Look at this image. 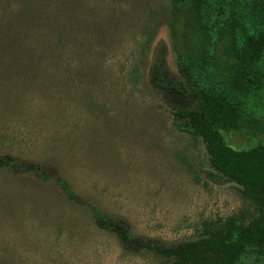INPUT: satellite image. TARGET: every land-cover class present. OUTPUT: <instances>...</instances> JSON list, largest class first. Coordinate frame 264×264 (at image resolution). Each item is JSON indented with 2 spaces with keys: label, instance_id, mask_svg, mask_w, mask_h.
I'll use <instances>...</instances> for the list:
<instances>
[{
  "label": "rangeland",
  "instance_id": "374dc122",
  "mask_svg": "<svg viewBox=\"0 0 264 264\" xmlns=\"http://www.w3.org/2000/svg\"><path fill=\"white\" fill-rule=\"evenodd\" d=\"M256 1L262 2L251 0ZM86 4L108 22L105 39L90 35L62 46L57 59L44 57L31 65L0 60V156L49 172L43 181L0 170V264L164 261L149 252L125 253L114 234L95 228L87 211L65 201L57 175L103 213L122 219L133 236L165 245L196 240L210 224L253 213L237 184L208 178L202 141L178 131L170 110L134 83L133 74L138 66L147 72L159 50L172 71L180 56L193 58L190 62L244 118L242 131L223 132L226 143L237 150L264 144V88L255 93L249 80L243 88L233 87L228 68L234 62L230 53L247 54L248 5L240 0L224 5L228 19L214 44L205 18L189 20L182 11L175 17L172 0ZM257 10L264 19V9ZM29 49L40 50L33 44ZM212 50L214 74L204 58ZM239 264L262 262L249 252Z\"/></svg>",
  "mask_w": 264,
  "mask_h": 264
},
{
  "label": "trees",
  "instance_id": "16d2710c",
  "mask_svg": "<svg viewBox=\"0 0 264 264\" xmlns=\"http://www.w3.org/2000/svg\"><path fill=\"white\" fill-rule=\"evenodd\" d=\"M231 1L172 0V13L178 17L182 11L189 20L191 15L194 19L205 18L213 43L217 44L218 29L228 19V8L224 5ZM240 2L248 5L252 23L246 36L247 54L237 57L230 53L234 62L228 68L234 72L233 87L243 88V81L249 80L252 90L259 93L264 88V19L259 10H254H263L264 0L255 4L251 0ZM96 16L89 11L86 0H0V60L12 63L23 60L31 65L44 57L57 59L62 46L82 42L90 35L105 39L103 28L108 22ZM152 40L153 37L147 39L143 56L150 50ZM30 44L40 50L29 49ZM204 58L214 74L217 71L211 64L216 59L214 50L207 51ZM191 59L180 56L177 70L172 71L164 49L156 51L147 72L143 73L139 66L133 72L134 83H141L166 105L178 131L202 141L210 164L208 178L217 184H237L243 198L250 202L252 214H238L210 224L196 240L165 245L133 236L122 219L103 213L58 175L56 187L65 201L89 213L95 228L114 234L125 253L149 252L163 258L161 264H239L252 252L264 264V144L237 150L226 143L223 132L242 131L246 127L244 118L237 107L216 92L215 83L209 82ZM224 72L220 69L218 75ZM2 169L31 174L43 181L49 179L45 166L25 164L13 156H0Z\"/></svg>",
  "mask_w": 264,
  "mask_h": 264
}]
</instances>
